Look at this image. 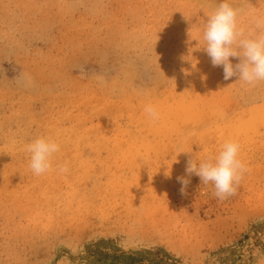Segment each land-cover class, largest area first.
<instances>
[{
    "label": "rangeland",
    "instance_id": "obj_1",
    "mask_svg": "<svg viewBox=\"0 0 264 264\" xmlns=\"http://www.w3.org/2000/svg\"><path fill=\"white\" fill-rule=\"evenodd\" d=\"M221 2L0 0V264H264V81L212 66ZM227 2L264 32V0ZM37 138L60 145L39 176ZM228 141L235 194L193 174L181 195L187 161Z\"/></svg>",
    "mask_w": 264,
    "mask_h": 264
},
{
    "label": "clouds",
    "instance_id": "obj_2",
    "mask_svg": "<svg viewBox=\"0 0 264 264\" xmlns=\"http://www.w3.org/2000/svg\"><path fill=\"white\" fill-rule=\"evenodd\" d=\"M257 27H260L259 23ZM203 40L212 66L223 68L225 81L234 76L250 85L264 81V32L254 38L245 37L237 26V10L227 0H222L217 10L208 17ZM230 57L237 58L239 62L234 65ZM145 112L153 122L160 118L159 111L153 105L146 106ZM26 150L30 154L29 167L39 176L52 169L53 156L60 150V145L51 139L37 138L27 145ZM239 151L240 145L237 142L228 141L214 157L199 162L190 158L185 167L186 176L176 178L181 184V195L185 194L193 174L200 178L202 184L211 183L217 198L223 200L234 195L247 171L246 165L239 158ZM58 171L68 172L67 162L59 165Z\"/></svg>",
    "mask_w": 264,
    "mask_h": 264
}]
</instances>
